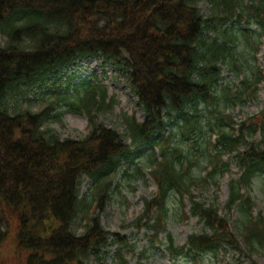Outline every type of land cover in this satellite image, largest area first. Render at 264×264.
Masks as SVG:
<instances>
[{"label": "trees", "instance_id": "obj_1", "mask_svg": "<svg viewBox=\"0 0 264 264\" xmlns=\"http://www.w3.org/2000/svg\"><path fill=\"white\" fill-rule=\"evenodd\" d=\"M203 1L0 0V246L15 240L16 250L27 252L23 264H86L92 256L101 258L111 237L101 221L104 203L121 166L135 159L144 164L136 173L149 167L157 185L138 220L153 231L154 240L166 229L173 197L183 205L188 199L204 223V231L192 233L185 246L166 236L162 244L174 260L218 257L226 249L252 258V249L264 243V222L254 216L244 191L264 175V110L240 124L226 114L231 105L257 97L264 73L251 63L247 46L241 51L235 46L238 31L225 29L224 39L205 34L213 20L244 23V34L254 32L253 24L264 27V0L250 5L209 0L215 13L209 18L202 13ZM88 57L112 60L127 73L145 114L144 121L124 118L132 144L94 122L98 112L116 103L97 80L68 86L39 112L11 111L9 97L23 93L21 87L25 94L36 85L43 88L47 75ZM226 60L235 69L247 67L237 90L220 83L219 64ZM55 101L57 108L89 116L88 136L63 139L47 126ZM228 155L240 176L229 183L227 207L241 214L247 248L221 216L218 198L207 203L193 193L198 183L208 189L219 185L230 172ZM200 166L204 176L196 177ZM84 176L93 182V201L101 212L89 215L78 234L73 225L83 207Z\"/></svg>", "mask_w": 264, "mask_h": 264}, {"label": "rangeland", "instance_id": "obj_2", "mask_svg": "<svg viewBox=\"0 0 264 264\" xmlns=\"http://www.w3.org/2000/svg\"><path fill=\"white\" fill-rule=\"evenodd\" d=\"M246 3V5H250L252 0H247ZM200 7L206 18L213 17L215 14L209 0H204ZM213 21L215 26L206 31L207 37L218 36L224 39L225 29H232L235 33L238 31L235 46L240 51L242 49L246 50L245 47L247 46L246 54L250 55L251 63L253 62L255 67L264 71L263 26L253 24L250 31L254 30V32L244 34L248 30L247 27L244 23L237 22L235 19L224 24L217 23V20ZM242 26L246 31H240ZM0 39L3 40L4 37L2 36ZM219 65L222 69L221 85L237 90L247 73V67L241 66L235 69L228 60L221 62ZM45 78L41 82L43 88L36 85L25 94V87H21L23 93L9 97L11 111L30 109L33 112H39L42 108L48 107V102L53 100L52 98L64 93V89H67L68 86L74 87L84 81L97 80L107 88L109 98L115 97L116 103L98 112L94 122L116 130L125 144H132L124 118L125 116L134 115L139 120L144 121L145 114L139 107L138 99L131 90L127 73L120 68L119 64L103 58H82L72 64L68 70H60L57 74L53 73ZM48 95H52V97H45ZM58 103V101H55V108L59 107ZM263 110L264 81L259 85L257 97L254 100L244 105H231L226 114L232 115L234 121L240 124L251 116H258ZM51 115L52 118L47 126L63 139L77 140L88 136L91 126L89 116L86 113L69 109L64 111L63 108H57L51 112ZM255 140H261V135L258 134ZM225 161L230 163V172L220 178L219 185L208 189L204 184L198 183L192 187L193 193L198 200L207 203L218 198L221 216L229 222L230 229L241 247L247 248L241 228V214L238 209L229 210L227 207L229 182L231 179L239 177L240 170L234 158L226 157ZM142 165L144 164L141 159H135L134 163L126 162L121 166L102 212L97 209L96 203L93 201L92 180L88 176L83 177L80 188L83 207L79 217L74 222L73 229L78 234H82L86 228L89 215L101 212L102 225L106 231L110 232L111 236L110 245L105 249L106 253L101 258L90 257L86 264H264V243L252 249V258H248L238 251L226 249L218 257L202 255L198 256L195 261H189L186 258L173 260L162 244V242H166V236L171 235L177 245L183 246L187 243L189 235L204 231V223L191 212V203L188 199L183 205L173 197L174 200L171 198L169 201V217L166 229L157 240H154L153 231L147 226H142L138 221L146 213L145 200L154 198L157 193V186L151 177L149 167H144L141 173H136V167ZM202 166L194 170L196 177V173H199L200 177L204 176L205 169ZM132 173H136V175L130 176ZM244 191L251 196L253 201V214L256 217L260 216L264 222V175L256 176L252 186ZM116 235L123 240L126 246H119L120 240L116 239ZM15 247L16 243L13 239L0 246V264L24 263L23 257L26 256L24 253L27 252L20 248L18 251ZM121 248L123 252L118 255Z\"/></svg>", "mask_w": 264, "mask_h": 264}]
</instances>
